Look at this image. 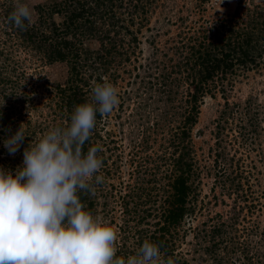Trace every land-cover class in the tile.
<instances>
[{
  "label": "trees",
  "instance_id": "trees-1",
  "mask_svg": "<svg viewBox=\"0 0 264 264\" xmlns=\"http://www.w3.org/2000/svg\"><path fill=\"white\" fill-rule=\"evenodd\" d=\"M154 2L55 0L49 6H37V21L34 25L26 22L25 30L17 29L8 22V16L14 11L11 3L8 6L1 4L0 26L9 41H19L25 50L37 54L46 64L64 63L68 70L64 83L52 88L55 108L49 106V115L53 116L51 124L42 128L41 125L31 126L30 120L26 126L22 123L26 137L15 155H10L5 149L4 140L15 134L21 125L13 120L11 105L2 108L7 113L2 112L0 116V168L15 173L23 163L25 148L40 140L36 138L37 130L44 135L52 127L69 126L75 107L92 102V89L97 84H114L115 80L122 77V73L130 82V78L139 76V70H142L145 78L158 81L156 91L158 101L165 103L164 115L171 111L174 119H179L180 123L169 132L168 144L162 148L164 156L160 158L161 164L159 160L160 166L158 162L151 166L139 162L134 166L132 175L136 176V183L130 187L127 196L131 200L123 204V213L128 218L121 228L124 240L117 248V257L135 255L148 241L160 247L163 261L170 259L173 264H187L182 254L177 252L175 238L184 221L194 216L196 189L200 182L192 129L197 123L202 100L206 96L212 97L215 92L220 93L225 101L215 124L214 161L222 163L216 174L221 180H216L229 193L240 192L244 199L249 198L242 186V181H248L240 165L236 170L233 169L234 157L228 159L220 149L228 130L232 136H239L245 142H250L256 132L259 112L253 106L257 104L252 98L243 105L230 103L227 95L238 73L264 61V7L253 4L251 8L245 9L244 16L235 12L232 17L220 22L216 33L206 31L189 37L179 33L173 48L175 56L169 59L172 70L160 76L149 72L148 67L145 70L143 64L135 65L137 59L132 57L141 31L148 27V16ZM117 9L122 16L117 13ZM55 17L59 18V22H56ZM91 41L97 43L96 49L89 46ZM6 51L0 49V57H5L8 54ZM8 57H5L6 61ZM5 60L3 63H6ZM152 62L157 64L156 60ZM10 77L6 70L1 69V98L7 99L6 91L15 87L16 81ZM148 84L150 86L146 90L154 89L150 80ZM182 85H185L183 91L180 90ZM108 119L109 115L101 117L97 114L96 127L83 150L86 153L89 148L99 146L102 151L97 154L102 158V168L109 174L106 166L110 155L106 153L111 150L109 144L114 142L98 143L103 138L100 132ZM152 128L158 132V123L155 122ZM236 162L238 165L239 160ZM161 165L165 170L157 177L156 172L162 169ZM100 184H95L91 193L79 194L85 209L92 214H95L99 205L97 193ZM244 207H247V212H252L251 205ZM243 219L246 220V217ZM239 221L242 222L236 216L224 220L218 214L194 229V239L198 243H205L204 250L214 264H264V225L253 222L252 226H240ZM127 240L133 242L128 244Z\"/></svg>",
  "mask_w": 264,
  "mask_h": 264
},
{
  "label": "rangeland",
  "instance_id": "rangeland-1",
  "mask_svg": "<svg viewBox=\"0 0 264 264\" xmlns=\"http://www.w3.org/2000/svg\"><path fill=\"white\" fill-rule=\"evenodd\" d=\"M54 1L0 0V12L3 6L1 4L8 6L11 3L14 10L18 3L27 4L33 11L31 24L34 25L37 21L36 7L49 6ZM253 4L264 7V0H155L148 16V27L141 31L132 56L137 59L135 65L143 64L145 70L148 67L149 72L155 75L167 74L166 72L172 70V62L169 59L175 56L173 48L179 33L186 37L197 33L201 35L206 31H210V34L216 33L221 21L232 17L235 12L244 16L245 9L251 8ZM118 11L119 9L117 13L121 15ZM55 20L59 22L58 17H55ZM7 38L3 27L0 26V49L7 50L8 54L12 50L9 55L11 58L8 54L5 56L9 58L8 61L4 56L0 57V71L6 70V74L16 81L15 87L6 91L7 99L0 96V116L2 112L7 113L2 108L11 105L12 118L20 125L23 123L22 125L26 126V122L30 120L31 126L41 125L44 128L51 124L53 117L49 115V106L55 108L52 88L56 84L64 83L67 66L64 63L46 64L37 54L25 50L19 41H9ZM89 46L92 49L98 47L95 41L89 42ZM4 60L6 63H3ZM152 60H156L157 64ZM262 62L250 70L238 73L227 95L230 103L243 105L252 98L257 104L258 107L253 106L259 112L256 132L250 142H245L239 136H232V132L228 130L220 149L228 159L232 160L230 157H234L233 169L236 170L240 165V170L248 181H242L244 190L248 192V199H244L240 192L229 193L222 189L216 180H221L216 174L222 163L214 161V134L216 121L223 110L224 98L215 92L212 97L206 96L200 104L198 120L192 129L195 156L200 168L196 207L194 216L184 221L175 238L177 252L182 254L187 264H214L204 250L205 243H198L194 239V229L202 222L219 214L224 220L236 216L242 220L239 221L240 226H252L253 222L264 225V61ZM139 72L141 74L130 78V82L122 73V77L112 84L117 90L119 103L109 115L104 129H101L103 138L98 142L100 145L109 140L114 143L109 144L111 150L106 153L110 155L106 166L109 174L105 168L100 169L98 173L103 177V182L97 193L99 205L93 215L103 217L115 228L118 234L117 248L124 240L121 228L124 227V220L128 218L123 213V204L131 200L127 196L130 194V187L136 183V176L132 175L134 166L139 162L144 166H151L155 162L159 164V160L161 164L160 158L164 156L162 148L168 144L169 132L180 123L179 119H174L171 111L164 115L166 108L164 102L158 101L157 79L145 78L142 70ZM175 77L176 75L173 78ZM148 80L152 82L151 86H154L151 91L146 90L150 86L146 85ZM1 88L0 84V90ZM180 90H185V85H182ZM155 122L158 123V132L152 128ZM148 127L152 129H146ZM41 135L43 136L42 132L37 130L36 138L41 139ZM146 147L147 152L143 150ZM161 166L162 169L156 172L157 177L165 170L163 165ZM104 203L106 206H103ZM249 205L252 212H247V207H244ZM243 217H246V220ZM127 242L130 244L133 240Z\"/></svg>",
  "mask_w": 264,
  "mask_h": 264
},
{
  "label": "clouds",
  "instance_id": "clouds-1",
  "mask_svg": "<svg viewBox=\"0 0 264 264\" xmlns=\"http://www.w3.org/2000/svg\"><path fill=\"white\" fill-rule=\"evenodd\" d=\"M33 11L17 4L7 20L17 29L31 24ZM92 102L79 104L67 127H52L23 152L13 173L0 168V264H173L160 247L145 241L135 255L117 257V231L103 217L85 209L80 193L103 182L99 146H83L96 127L97 114L110 115L118 93L97 84ZM22 126L4 140L15 155L25 140Z\"/></svg>",
  "mask_w": 264,
  "mask_h": 264
}]
</instances>
